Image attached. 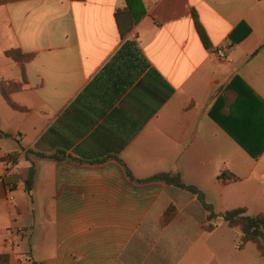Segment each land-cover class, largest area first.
Here are the masks:
<instances>
[{
    "label": "crops",
    "instance_id": "obj_1",
    "mask_svg": "<svg viewBox=\"0 0 264 264\" xmlns=\"http://www.w3.org/2000/svg\"><path fill=\"white\" fill-rule=\"evenodd\" d=\"M162 173L264 215V0H0L8 264H264Z\"/></svg>",
    "mask_w": 264,
    "mask_h": 264
},
{
    "label": "trees",
    "instance_id": "obj_2",
    "mask_svg": "<svg viewBox=\"0 0 264 264\" xmlns=\"http://www.w3.org/2000/svg\"><path fill=\"white\" fill-rule=\"evenodd\" d=\"M128 11H131L130 6H128ZM194 25H195V30L203 46L207 48L209 46V43L204 29L197 20H195ZM5 56L7 58H10L20 66H22L24 63L28 62L31 59L30 55H23L18 50L7 51L5 52ZM4 98L6 102L9 103L5 95ZM12 108L14 107L12 106ZM4 136L8 137L6 135ZM235 140L238 142L237 139ZM247 152L250 153V150H247ZM250 156L252 158L256 157V155L252 153L250 154ZM125 172H126V176L130 180H134L133 176L127 169H125ZM230 180L235 181L236 179L230 178ZM145 182H161L166 185L173 186L177 189L184 190L193 195H196L199 202L204 207V209L209 212V216H208L209 224L204 227V230L206 232L213 231L217 227L216 224L217 219L221 218L229 228L239 230L240 235L236 243L237 250L243 249L247 244H252L255 246L257 252L264 257V215L249 216L247 215L245 209L228 210L220 215H217L213 212L211 206L206 204L202 192L193 186H189L183 183L180 176L176 173L158 174L145 180ZM174 215H175V210L173 207L167 209L160 219L161 226L164 227L167 224H169L172 218L174 217ZM8 262H9L8 255L6 254L0 255V264H8Z\"/></svg>",
    "mask_w": 264,
    "mask_h": 264
},
{
    "label": "built area",
    "instance_id": "obj_3",
    "mask_svg": "<svg viewBox=\"0 0 264 264\" xmlns=\"http://www.w3.org/2000/svg\"><path fill=\"white\" fill-rule=\"evenodd\" d=\"M215 54H216L217 57H218L219 59H221V60H225V59H226V53H225V50L222 49V48L216 50ZM7 232H8V235H9V237H7V238H13V236L16 235L17 233H19L20 230L17 231V233L14 232V231H12V230H8ZM6 243H9V241L7 240Z\"/></svg>",
    "mask_w": 264,
    "mask_h": 264
},
{
    "label": "rangeland",
    "instance_id": "obj_4",
    "mask_svg": "<svg viewBox=\"0 0 264 264\" xmlns=\"http://www.w3.org/2000/svg\"><path fill=\"white\" fill-rule=\"evenodd\" d=\"M219 220V225H221L222 227L223 226H226L224 221L221 219V218H218L217 221ZM217 221H216V224H217Z\"/></svg>",
    "mask_w": 264,
    "mask_h": 264
}]
</instances>
